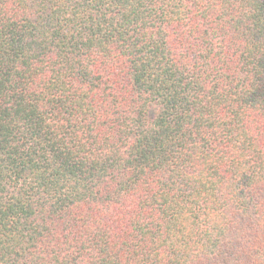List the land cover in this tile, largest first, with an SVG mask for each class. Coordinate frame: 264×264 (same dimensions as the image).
I'll use <instances>...</instances> for the list:
<instances>
[{
	"label": "trees",
	"instance_id": "16d2710c",
	"mask_svg": "<svg viewBox=\"0 0 264 264\" xmlns=\"http://www.w3.org/2000/svg\"><path fill=\"white\" fill-rule=\"evenodd\" d=\"M0 264H264V0H0Z\"/></svg>",
	"mask_w": 264,
	"mask_h": 264
}]
</instances>
